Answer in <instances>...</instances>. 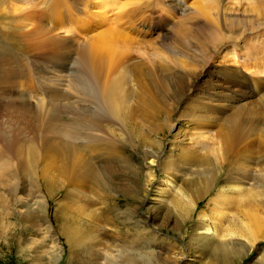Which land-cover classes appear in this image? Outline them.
I'll use <instances>...</instances> for the list:
<instances>
[{
    "label": "rangeland",
    "instance_id": "rangeland-1",
    "mask_svg": "<svg viewBox=\"0 0 264 264\" xmlns=\"http://www.w3.org/2000/svg\"><path fill=\"white\" fill-rule=\"evenodd\" d=\"M162 1L170 3L171 8L162 11L163 3L161 10L155 6L159 2L155 3L153 0H135L134 3L131 0H122L119 3L129 2L130 5L128 4L126 11L133 12L138 18L143 17L142 20L145 24L129 29L140 32L138 36L133 35L134 39L128 40L125 45L117 44L114 57V64L117 66L108 70L109 74L105 76V80L109 83L117 79L125 81L126 72H131L134 65L142 64L144 68L149 69L148 71L153 75L154 80L162 87L167 83L169 87L171 86L169 88L167 84L166 89L163 90L164 98L166 96L167 99H170L172 90L177 89L178 84L183 85L184 83L195 96L189 97L182 104H177L172 99L171 108L173 109L163 111L152 109V106H148L146 109L139 108V97L135 96L144 94L148 99V94L143 88L136 86L134 89L131 85H124L118 90V98H121L122 102L125 99L131 101V104L125 102L127 105H124L127 108H122L121 119L114 121L111 126L116 134L115 142L119 148L118 151L122 152L126 162L111 160L109 164L112 163L114 169L104 168L101 173L104 179L110 180L113 189L110 191L111 194L107 191L101 192L103 196L105 195L104 197L108 198L110 195L107 203L104 202L102 205L99 199H94V204L97 203L90 205L91 209L89 208L88 211L92 210L97 214L101 210V205V207L108 205L114 210L111 209V222L102 224L99 221L98 223L94 220L91 221L92 223L88 221L91 224L96 223L101 226L100 231L91 232V235L96 234L95 240H105L112 246H110L111 248L118 247L120 249L124 244H131V232H135L134 227L138 224H143L157 237L156 243L152 244L149 251H146L150 258L147 257L149 264L150 262L151 264H216L207 254L208 246L214 243L213 239L194 240L197 231L206 233L204 228L210 227L211 233L216 232L219 237L224 233L232 232L230 237L234 245H229V247H234V252L230 254L234 259L231 264H264V235H259V239L256 238V243H251L245 247L248 237L244 234L245 231H241L239 227L242 223L245 224L246 228L254 226L250 220L251 216H245L243 210L251 212L257 208L264 219V181L262 176L259 177L256 174L259 167L253 164L248 173L224 171V146L218 150V146L213 144L212 139L209 137L204 139V135H216L217 127L197 125L194 121L190 130L188 129L189 132L186 133L187 141L181 144V147L188 151L189 156L204 159V163L207 164L205 166L190 164L183 158L181 148L172 153L169 152L170 140H175V134L179 130L171 131L165 126V121L168 118L170 124L178 125V128L181 127L187 116L191 115L190 107L196 99L208 102L200 91L194 93L193 87L209 90L210 86L217 80L216 71L222 68V65L231 64L234 55L246 53L250 49L249 58L258 60L261 54H264V45L256 44L260 38L261 42L264 43V31L260 32L261 37L255 41L252 40L254 39L252 35L247 34L252 30V27L264 23V15L248 8L243 11V8L239 7L237 11L226 7V13L231 10L232 14L238 12L239 16L243 15V25L245 26L239 30L237 25L226 22V20L224 22H211L207 18L203 19L198 15H193L190 10L193 6V0ZM79 2H81L80 5H78ZM82 2L83 0H69V9L66 12L65 9L59 8V13L61 11L59 16L62 15L61 18L70 21L67 26L74 25L76 28L83 21L82 17H90L84 23L89 24L87 27L92 30L89 34L91 36L98 33L100 29L96 27L98 25L97 18L92 17L94 15L92 9H97L94 8L90 0L87 1V6H85L86 3L82 4ZM178 3L181 4L177 6ZM71 4L73 6H70ZM17 6L20 5L16 0H0V132H6L12 136L15 133L19 134L26 144L28 140H34L35 136L40 134L36 131L39 117L35 105L45 103V106L49 108L54 102L61 101V104H65L68 100L73 101V99H71V89L67 88L68 92H66L59 84L49 82V76L44 72L36 73L39 71H36L39 69L38 65L30 64L27 61V59L33 58L39 62H45L46 57H39L37 51L46 48L52 39L53 34L49 30L40 29L33 35L23 38L24 41L21 40L23 46L18 52L11 53L13 50H8L9 47L5 44L4 39L17 32L23 23L22 15L19 16L21 13L14 11ZM83 7L85 8L83 9ZM175 9H182L181 12L188 9L187 14L191 19L189 22L184 20L187 24L182 26L183 28L178 26L183 21L181 12L179 13ZM233 10L237 12H232ZM151 11L153 21L148 22L149 17L147 16L150 15ZM68 12L70 13L68 14ZM230 12L227 13L228 16L232 15ZM111 13L112 11L108 12L107 16L112 15ZM98 15L95 12V16ZM146 22L149 23L147 26ZM201 23L207 25L210 23L208 25L211 28L210 32L204 33L199 30ZM244 32L246 33L243 34ZM60 35L64 36L65 34L60 32ZM235 37L240 38L241 42L234 47L231 46V43H235ZM65 38L68 39L67 44L65 43L68 46L66 52L61 56L65 59L69 58L72 66L77 69L75 63L80 59L81 51L83 53V50L88 52L90 50L82 43L84 39L81 37L80 39ZM50 48L52 50L49 53L50 60H56L58 58V54L54 52L56 46L53 45ZM32 49L38 50L34 52ZM212 53H214V57L209 61L208 58L211 57ZM18 54L25 57L26 60L17 58ZM164 59L170 64H166ZM151 69L157 71L152 73ZM241 69L244 75L247 74L245 70H250L249 66L245 64L241 66ZM165 81L166 84H164ZM180 81L182 82L180 83ZM173 83L177 85L175 86ZM255 91H257L255 86L248 85L242 88L240 96L244 95L242 100L245 103L256 104L259 101L252 100L257 95ZM149 92L154 93L151 88H149ZM199 115L217 116V113L213 111L199 112ZM127 116L131 117V122L125 120ZM63 122L69 123L70 121L64 119ZM158 141L160 143L157 145ZM150 143L154 144L151 145ZM2 144L0 141V147ZM149 145L151 148L148 147ZM259 146L260 144L256 143L253 144V147H248V153H254L252 157L254 163L261 159L260 153L262 151ZM154 147H157V151ZM159 151L163 153V162L160 165H158V158L156 157L159 155ZM169 162L174 164V168L166 172L165 166ZM215 164L220 172H215ZM45 165L46 163L42 162H39V165L31 164L30 167L39 168L38 173H32L30 178L22 177L25 189L20 196L30 203L42 201L43 196L46 197L47 201L48 192L45 188L44 178L53 177L54 173L50 171V173L45 172L43 174L40 168ZM104 170L105 173H103ZM230 178H234L233 181L237 183H232ZM210 181L211 183H208ZM244 189H249L248 196H251L247 197L250 199L249 201L244 200L241 194V190ZM260 193L263 195L260 196ZM1 194L2 190H0V235L5 229L6 233L0 236V264H55L54 258L51 256L53 255L51 239L53 234L47 233V228L52 223L50 222L52 210L47 222L41 220L40 213L34 212L36 227L30 230L31 228H26V223L16 218L12 219L9 215L11 212L24 213L23 204L10 207L12 204L8 203L4 207ZM86 194L91 198H96L89 191ZM72 205L73 210L81 208L75 202ZM97 205H100L97 208L98 211L93 209ZM69 213L71 217L73 216L72 218L78 216L73 211L68 212L70 216ZM125 215L126 217H124ZM20 238L22 239L21 242ZM54 238L58 239L56 233H54ZM169 242H174L176 246H170ZM58 245L61 252V249H64V240L58 239ZM99 259L101 261L98 262L104 261L102 257ZM83 260L88 262L89 256L86 254ZM92 260L95 259L92 258ZM60 262V264H69L66 255ZM119 262L124 263L125 261L119 259Z\"/></svg>",
    "mask_w": 264,
    "mask_h": 264
},
{
    "label": "bare ground",
    "instance_id": "bare-ground-1",
    "mask_svg": "<svg viewBox=\"0 0 264 264\" xmlns=\"http://www.w3.org/2000/svg\"><path fill=\"white\" fill-rule=\"evenodd\" d=\"M68 1L16 0L20 6H17L14 11L21 13L19 16L22 15L23 23L17 32H14L10 37L4 39L5 44L9 47L8 50H13L11 53L18 52L23 46L21 45L23 38L33 35L40 29L49 30L53 34V37L46 48L39 51H37L38 49H32L34 52L37 51L39 57H46L45 62H39L33 58L27 59V61L30 64L38 65L39 69H36V71H39L36 73L44 72L49 76V82L59 84L66 92H68L67 88L71 89L70 94L73 101L68 100L65 104H61V101L54 102L49 108L45 106V103L35 105L37 116L39 117L37 119L36 131L40 134H37L34 140H28L26 144L22 141L19 134L15 133L12 136L6 132H0V141L3 143L0 147V190H2V205L4 204L5 207L9 203L12 204L10 207H14L16 204H23L25 209L24 213L16 214L15 212H11L9 215L12 219L16 218L26 223V228H31L30 230L36 227L34 212L40 213L41 220L47 222L50 211L52 210V220L50 221L52 223L47 228V233L53 234L51 236L53 255L51 256L54 258L53 262L55 264H60V260L64 255H66L69 264H149L148 261L150 258L146 251H149L152 244L156 243L157 237L145 225L138 224L134 227L135 232H131L130 237L131 244H124L120 249L118 247H114L115 249L111 248L112 246L105 240H95L97 237L96 234L94 236L91 235V232L100 231L101 227L96 223L91 224V221L94 220L97 223L99 221V223L102 222L103 224L104 222H111L112 219V208L108 205L101 207L103 205L102 203H107L110 195L107 198L101 192L107 191L109 193L113 188L109 182L110 180L104 179L101 173L104 168L112 169L114 167H112V163L109 164L111 160L120 161L121 163L126 162L122 152L118 151L119 148L115 142L116 134L111 128L114 121L121 119L120 113L123 110L122 108H127L124 104H126L125 102L128 104L130 100L125 99L122 102L121 98H118V90L124 85H131L134 89L136 86L137 88H143L148 94V99L144 94L136 95L135 97H139V108L146 109L148 106H152V109L163 111L173 109L171 108V105H173L171 104L172 99L177 104H182L189 97L195 95H192V90L190 88L188 89L186 83L183 85L178 84L177 89H173L172 92L170 89V102V99H167L166 96L164 98L162 95L168 83L165 81L164 84H167L162 87L161 84L154 80L153 75L148 71L149 69L144 68L142 64L134 65L131 72L127 71V75L124 76L126 78L125 81L117 79L109 83L105 80V76L109 74V69L117 66L114 64L117 44L121 43L125 45L128 40L134 39L133 35L138 36L140 32L130 31L129 29L137 28L145 24L142 20L143 17L138 18L133 12L126 11L129 2L119 4L122 0H90L94 8L97 9H92V13L94 12L92 17L97 18L98 25L96 27L100 28L98 33L90 36L89 34L92 30L87 27L89 24L84 23L88 17H82L83 21L76 28L74 25L67 26V23L70 21L61 18L62 15L59 16L61 13V11L59 13V8L62 10L65 9V11L69 9ZM87 1L83 0L82 4L86 3L85 6H87ZM131 1L134 3L135 0ZM153 1L155 3L159 2L155 6L160 9L163 3L164 7H162L163 10L161 9L162 11H167L171 5L162 0ZM180 4L178 3L176 5L178 6ZM192 4L193 6L191 5L190 10L193 15H198L203 19L207 18L211 22H224L226 20V22L237 25V29L239 30H242L243 26H245L243 25V15L239 16L237 12L239 7H242L243 11H246L248 8L264 15V0H193ZM70 6L73 5L71 4ZM226 7L237 10L232 11L237 13L232 14L230 12L231 9L228 12L232 15L228 16V12L226 13L227 9L225 10ZM181 10L177 9L176 11L180 13ZM111 11L112 15L107 16L108 12ZM95 12L96 15H99L95 16ZM187 12L188 9L180 13L183 21L178 26H184L187 24L184 20L189 22L191 19ZM239 13L241 15V12ZM151 14L152 11L147 16L149 17L148 22L153 21ZM148 22H146V26L149 24ZM208 25L206 23L199 24V30L204 33L210 32L209 30L211 28ZM262 30L264 31V23L257 27H252V30L247 34L252 35L254 38L252 40L255 41L261 37L260 32ZM60 32H63L65 35L61 36ZM65 37H71L73 39L83 38L84 41L82 43L90 50V52L83 50V53L81 51L80 59L75 63L77 69L72 66L69 58L65 59V57L61 56L66 52L68 46H66L68 39ZM237 39L238 37H235V43H231V46L235 47L241 42L240 38ZM256 44L259 46L264 45L261 42V38L256 41ZM53 45L56 46L54 52L58 54L56 60H50L49 53L52 52L50 47ZM249 50L246 53L234 55L231 64L227 63L222 65L223 67L216 71L215 77L217 80L214 81V84L210 86L209 90L193 87L195 89L193 92L200 91L208 102H202L196 99L195 103L190 107L191 115L187 116L186 121H183L184 123L181 127L178 128V125L173 126L170 124L168 118L165 121V126L171 131L179 130L175 134V140H170L171 148L169 152L172 153L181 148V154L186 162L197 166H205L207 163H204V159L189 156L188 151L181 147V144L187 141L186 133L189 132L188 129L190 130L192 127L193 121L197 125L212 128L217 127L216 135H204V139L207 137L212 139L213 144L218 146V150H221L222 146H224V171L248 173L251 170V166L256 164L259 167L256 174L259 177L262 176L264 181V54H261L258 60H252L249 58ZM213 55L214 53L208 58L209 61L212 60ZM17 58L25 59V57L19 54ZM164 62L170 64L166 59H164ZM244 64L248 65L250 69L245 70L247 73L245 75L241 69V66ZM156 71L151 69L152 73ZM174 85L176 86L177 84ZM248 85L256 87L257 91L255 92H257V95L252 98L254 101H259L256 104L250 102L245 103L242 100L244 95L240 96L242 88ZM149 88L154 91L153 94L149 92ZM256 96L257 99L255 100ZM129 104H131V101ZM60 105L62 106L60 107ZM122 105L124 106L122 107ZM212 111L217 113V116L199 115V112ZM64 119L70 122L65 123L63 122ZM125 120L131 122V117H125ZM159 143L158 141L157 145ZM256 143L260 144L259 149L262 152L260 153L261 159L257 163H254V159L252 158L254 153H248V147H253V144ZM148 147L151 148L150 145ZM155 149L157 151V147ZM162 155L163 153L159 151V155L156 156L159 159H157L158 165L163 162ZM39 162L46 163L44 167L40 168L43 174L45 172L50 173L51 171L54 175L53 177L48 176L44 178L45 188L48 192L47 201L46 197L43 196L44 199L42 201L30 203V201H26L20 196L24 191L23 189H25L22 177L30 178L32 173L35 172L37 174L39 168H32L30 165H39ZM173 168L174 164L171 162L165 166L166 172L167 170L171 171ZM214 168L216 173L218 171L220 172L216 164ZM103 173H105V170ZM208 179L210 180V178ZM233 179L230 178V181L234 184L237 183ZM208 183H211V181ZM88 191L91 194L93 193L96 198H91L89 196L90 193H88L89 195L86 194ZM248 192L249 189L241 190V194L246 201L250 200L247 197H251L248 196ZM261 195L263 194L260 193ZM94 199H99L102 204L101 206L97 205L96 208H93L98 211L97 208L100 206L101 210L97 214L92 210L88 211L89 206L94 204ZM73 202L79 204L81 208L73 210ZM34 206H37V208H34ZM70 211L75 212L78 215L77 217H82V219L77 217L72 218L73 216L71 217L70 213V216L68 215ZM243 212L245 216H251L250 220L254 225L251 228H246L243 223L239 225L241 231L244 230V234L248 237V242H245L246 247L254 243L259 235H264V219L260 215V210L257 208L251 212H245L244 210ZM5 230H3V234L0 236L6 233ZM204 230L206 233H199L197 231L194 240L199 241L202 238L213 239L214 243L210 244L207 250L210 259L216 264H231L234 259L230 255L234 252V247H229V245L231 246L234 243L230 237L232 232H227L226 234L223 232L224 234L219 237L216 232L211 233L210 227H206ZM54 233L57 234L59 240H64V249H61V252L58 247V239L54 238ZM19 240L21 242L22 239L20 238ZM169 245L174 246L175 243L169 242ZM86 254L89 256L88 262L83 260ZM100 257L104 260L103 262H98ZM147 257L149 258L148 260ZM92 258L95 260H92ZM119 259H123L125 262L120 263Z\"/></svg>",
    "mask_w": 264,
    "mask_h": 264
}]
</instances>
